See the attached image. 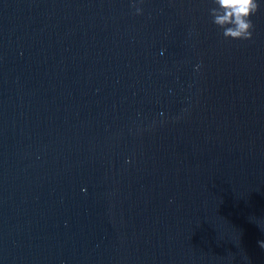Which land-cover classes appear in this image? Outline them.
Returning a JSON list of instances; mask_svg holds the SVG:
<instances>
[{
	"label": "water",
	"instance_id": "obj_1",
	"mask_svg": "<svg viewBox=\"0 0 264 264\" xmlns=\"http://www.w3.org/2000/svg\"><path fill=\"white\" fill-rule=\"evenodd\" d=\"M141 7L0 0V264H264V5Z\"/></svg>",
	"mask_w": 264,
	"mask_h": 264
},
{
	"label": "clouds",
	"instance_id": "obj_2",
	"mask_svg": "<svg viewBox=\"0 0 264 264\" xmlns=\"http://www.w3.org/2000/svg\"><path fill=\"white\" fill-rule=\"evenodd\" d=\"M143 0H130L137 15L143 11L141 4ZM264 5V0H210L208 14L211 22L217 26L226 39H250L253 33V22L251 17L256 14L259 7ZM163 54V49L161 50ZM199 63L194 64V70H198ZM163 117V113H161ZM129 158L125 157V163ZM81 188V191H85ZM258 246L264 249V239H258Z\"/></svg>",
	"mask_w": 264,
	"mask_h": 264
}]
</instances>
